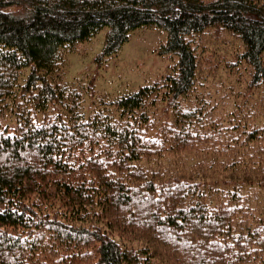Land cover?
Wrapping results in <instances>:
<instances>
[{"label": "trees", "instance_id": "trees-1", "mask_svg": "<svg viewBox=\"0 0 264 264\" xmlns=\"http://www.w3.org/2000/svg\"><path fill=\"white\" fill-rule=\"evenodd\" d=\"M143 26L165 71L98 92ZM0 264H264V0H0Z\"/></svg>", "mask_w": 264, "mask_h": 264}, {"label": "rangeland", "instance_id": "rangeland-1", "mask_svg": "<svg viewBox=\"0 0 264 264\" xmlns=\"http://www.w3.org/2000/svg\"><path fill=\"white\" fill-rule=\"evenodd\" d=\"M106 32L107 28L102 29L80 45L78 51L68 54L65 67L67 80L74 81L85 76L88 79L87 76L97 72L93 57L103 47ZM164 37L165 32L157 27L143 26L133 30L120 54L110 60L109 67L97 72V91L111 95L131 91L163 73L169 63V59L158 49ZM12 119L9 114L7 121L11 123Z\"/></svg>", "mask_w": 264, "mask_h": 264}]
</instances>
